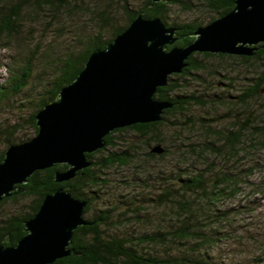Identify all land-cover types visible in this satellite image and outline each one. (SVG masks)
<instances>
[{
    "label": "trees",
    "instance_id": "1",
    "mask_svg": "<svg viewBox=\"0 0 264 264\" xmlns=\"http://www.w3.org/2000/svg\"><path fill=\"white\" fill-rule=\"evenodd\" d=\"M83 1L0 0V47L13 49L15 52L12 55L13 61L5 64L7 74L0 82V104H10L11 99H18L21 96L23 99L21 105L31 110L27 121L34 130V135L39 130L34 115L57 98L61 88L78 76L95 49L105 48L139 13L143 12L146 17H161L167 25L175 26L180 36L175 44L180 46L193 42L196 38L194 32L203 25L201 22L169 21L172 7L182 6L190 10L191 0H162L155 5H152V0H143L137 9L131 8L133 1L136 0H117V4L119 1L125 11L124 22H119L113 12L114 0L103 7L97 1L90 4L92 8L86 6L85 11L90 9L89 19L93 30L83 34L84 36L77 35L79 42L84 43L80 49L72 48L55 56L47 48H43L45 37L33 42L31 38L35 36V32L32 31V25L29 26V30L26 28L28 20L42 19L44 22L48 20L50 27L52 24L53 27H57L61 15L66 16L75 8H85L82 5ZM204 1L216 14L208 23L235 7V0ZM26 31L29 36L26 35ZM82 37H86L85 42ZM257 46L259 48L254 55L221 52L192 53L186 60L188 65L184 70L172 74L168 84L159 87L155 93V98L168 100L172 104L164 110L162 120L114 129L106 136V144L103 148L88 154L92 164L80 170L76 177L68 181H55V172L67 169L66 164H56L47 169L37 170L26 183L21 185L23 191L14 192L11 196L0 200V244L16 245L27 233L25 221L38 212L45 195L65 186L75 197L89 201L85 209V218L91 223L80 225L75 229L71 247L76 253L59 258L51 264H235L221 261L218 251L221 235L230 234V230H226L224 224L233 226L231 209L221 208L220 203L226 197L236 196L240 184L251 182L250 179L241 178L245 175L243 172L240 177L239 172L236 171L218 170L209 173L211 175L199 172L188 173L186 176L183 175V170L179 169L175 172L176 175L162 177L163 189L156 193L152 204H161L170 209L164 210L162 225L156 224L155 220L154 225H151L152 229L143 230L140 234L128 231L127 225L118 228L123 222L118 220L120 217L116 216L114 210L116 208L105 205V199L110 194L107 190L110 181L104 175L109 168L131 163L133 158L128 154L130 150L137 149L134 140L128 142L123 136V133L129 130L134 131L138 137L146 139L150 148L147 153L153 158L168 155L170 148L159 128L170 123V114L181 113L177 114L181 116L188 105L200 103L201 98H204V95L186 94L183 77L205 69V58L233 59L232 68L237 74H241L242 82L234 80L229 84V88L237 89L236 95L229 94L226 101L215 100L218 104L227 105L231 113L226 115L232 120L228 126L220 130L204 126L211 138L204 142V147L215 154H223L226 150L225 152L231 155H237L245 149H264V104L262 105L260 100L264 96V42L258 43ZM168 47L170 48L171 45ZM198 56H203L204 59ZM41 65L45 66L40 78L43 79L42 84L31 89L35 69ZM242 69H246L245 72H242ZM247 71L251 72L250 76L246 75ZM256 103L258 105L255 107ZM259 110H261L260 114H256ZM205 120L207 118L202 116V122ZM20 123L19 120L9 123L4 131H0L4 143V148L0 152V162L9 145L26 141L34 136L27 134L16 136L20 130L18 128V125L21 126ZM124 143H128L131 148L119 151L118 147ZM156 146H160L163 151H153ZM146 167H142L143 171ZM256 168H248L247 175L250 176ZM175 181L178 182L176 187L172 185ZM152 199L151 196L150 200ZM10 203L13 208L7 210L6 206ZM130 219L150 222V211L147 207L137 209L130 214ZM261 251H264V247ZM236 264L247 263L240 260Z\"/></svg>",
    "mask_w": 264,
    "mask_h": 264
},
{
    "label": "water",
    "instance_id": "2",
    "mask_svg": "<svg viewBox=\"0 0 264 264\" xmlns=\"http://www.w3.org/2000/svg\"><path fill=\"white\" fill-rule=\"evenodd\" d=\"M194 36L186 46L175 45L180 38L175 26L141 12L105 48L95 49L78 76L34 115L37 134L6 148L0 200L23 191L21 185L37 170L56 164L68 165L55 172L56 182L76 177L92 164L88 154L103 148L116 128L162 120L172 104L155 93L184 70L192 53L254 55L264 42V0H235L232 10L199 26ZM88 203L65 186L46 194L18 243L0 244V264H51L75 254V229L91 223L85 218Z\"/></svg>",
    "mask_w": 264,
    "mask_h": 264
},
{
    "label": "rangeland",
    "instance_id": "3",
    "mask_svg": "<svg viewBox=\"0 0 264 264\" xmlns=\"http://www.w3.org/2000/svg\"><path fill=\"white\" fill-rule=\"evenodd\" d=\"M97 1L103 7L111 0H84L82 5L85 8H75L73 12L66 16L61 15L57 27H53L54 24L50 27L48 20L47 22L42 19L37 21L28 20L26 28L29 30V26L32 25V31L35 32V36L31 39L35 42L39 38L45 37V42L42 43L43 48H47L55 56L61 55L72 48L80 49L84 46V43L79 42V36H84L83 34L93 30L89 19L91 16L90 9L85 11L86 6L92 8L93 6L90 4ZM142 2L143 0L133 1L131 8H139ZM191 3L192 9L190 10L182 6L172 7L169 21L201 22L206 25L212 17L216 16L204 0H191ZM112 9L118 21L124 22L125 11L121 3L118 1L117 4V0H114ZM78 34L79 36H77ZM26 35L29 36L27 31ZM82 40L85 42L86 37H82ZM14 53L13 49L0 47V82L4 80L7 74L5 64L13 61L12 55ZM198 57L203 58V56ZM204 61L206 64L205 69L185 75L183 81L186 86L184 88L186 94L204 95L205 99L201 98L200 103L188 105L181 116L177 115L181 113L170 114V123L159 128L161 135L164 136L170 148L168 155L153 158L147 153L150 148L146 143V139L138 137L132 130L123 133L128 142L134 140L137 150H130L128 156L133 159L129 165H118L109 168L105 172L104 176L108 177L110 181V186L107 187L110 194L107 198L105 197V205L116 208L114 209L116 210V216L117 218L119 216L118 220L123 222L119 224L118 228L127 225L129 229H126L128 231L140 234L143 230L152 229L155 220L157 221L156 224L162 225L164 210L170 209L161 204H152L156 193L163 189L162 177L176 175L175 172L179 169L183 170L182 173L186 176L188 173L202 172L209 174L218 170L236 171L239 172L238 176L240 177L241 172H243L245 175L241 178L250 179L251 182L240 184L239 193L236 196L226 197L220 203L221 208L231 209L230 215L232 216L233 226L228 223L224 224V228L230 230V234L221 235L222 240L219 241L218 251L220 252L221 261L227 263L236 264L237 261L241 260L247 264H264V251H261L264 247V149H245L237 155L227 154L226 150L223 154H215L206 150L204 142L211 138L204 126L220 130L228 126L232 120L231 117L226 115L231 113L227 105L218 104L215 100L226 101L229 94L236 95L237 89L229 88V84L234 80L241 83L242 79H240L241 74H237V71L232 68L234 60L231 58L213 57L205 58ZM43 68H45L43 65L36 67L31 89L42 84L43 79L40 78L43 75ZM245 70L242 69V72H245ZM246 75L250 76L251 72L247 71ZM237 86H239V83H237ZM21 98L20 96L18 99H11L10 104H0V131H4L3 129L7 124L19 120L21 121V126L18 125L20 132L18 131L16 136L20 137L26 134L33 136L34 130L31 129L27 121L31 110L21 105L23 100ZM260 100L263 105L264 96ZM257 105L258 103L255 104V107ZM260 111H257L256 114H260ZM202 116L206 117L207 120L202 122ZM1 138L2 134L0 133V152L4 148ZM126 148H131L128 143L120 144L118 150L121 151ZM194 148L196 150H193ZM203 148L205 149L203 150ZM143 166H147L145 171H143ZM254 167L257 168L248 176L249 169ZM177 183L175 181L172 185L176 187ZM256 186L259 187L256 188ZM151 196L153 197L152 200H150ZM144 207H147L150 211V222L130 219V214ZM6 208L10 210L13 205L11 203L7 204ZM235 236L237 239H235ZM224 256L226 257L223 259Z\"/></svg>",
    "mask_w": 264,
    "mask_h": 264
},
{
    "label": "flooded vegetation",
    "instance_id": "4",
    "mask_svg": "<svg viewBox=\"0 0 264 264\" xmlns=\"http://www.w3.org/2000/svg\"><path fill=\"white\" fill-rule=\"evenodd\" d=\"M176 43V42H175ZM175 45H177V44H175Z\"/></svg>",
    "mask_w": 264,
    "mask_h": 264
}]
</instances>
